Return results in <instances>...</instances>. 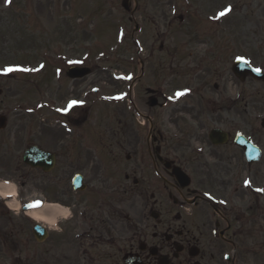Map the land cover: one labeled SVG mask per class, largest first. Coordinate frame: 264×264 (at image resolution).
Instances as JSON below:
<instances>
[{
  "label": "flooded vegetation",
  "instance_id": "obj_1",
  "mask_svg": "<svg viewBox=\"0 0 264 264\" xmlns=\"http://www.w3.org/2000/svg\"><path fill=\"white\" fill-rule=\"evenodd\" d=\"M106 1L110 10L118 2L119 17L132 25L139 71L150 60L162 66L166 60L171 76H118L115 99L98 96L87 85L89 74L67 76L70 67L87 68L69 64L64 80L54 76L60 93L53 138L43 136L38 121L36 130L24 124L27 136L19 141L5 121L0 177L19 179L15 190L25 216L2 224V264H31L30 253L39 264H264V192L254 187L264 180V149L253 136L255 80L213 67L238 58L235 17L264 16V3L253 11L254 0ZM48 2L60 8V0ZM46 3L25 0L24 9L38 17ZM32 19L37 30L38 18ZM179 31L182 40L173 38ZM186 58L189 64L172 67ZM65 81L71 87L64 99ZM239 134L259 147L258 162L247 161ZM31 147L46 153L39 167L23 162ZM6 204L0 201V209ZM49 206L57 211L53 218L30 217Z\"/></svg>",
  "mask_w": 264,
  "mask_h": 264
},
{
  "label": "rangeland",
  "instance_id": "obj_2",
  "mask_svg": "<svg viewBox=\"0 0 264 264\" xmlns=\"http://www.w3.org/2000/svg\"><path fill=\"white\" fill-rule=\"evenodd\" d=\"M25 0H0V114L7 118V129H14L15 136L21 138L27 136L24 124L32 122L36 130L38 121L44 124L43 136L53 138L55 136V112L56 100L60 92H56L54 76L59 74L64 80V70L67 65L80 62L82 65L92 68V73L85 78L87 85L98 90L100 95H112L117 99L118 76H136L138 64H136L135 48L130 39L132 25L124 18L119 17L121 10L116 3L110 10V2L106 0H60V8L54 9L53 3H46L45 9L38 17L32 12L24 9ZM264 3L262 0H254V10ZM110 11L111 16L107 18L105 13ZM259 9H264L263 7ZM29 15H27V13ZM103 14V15H102ZM102 15V16H101ZM38 18L39 28L35 30L31 25L32 17ZM124 20V23L118 21ZM238 22L235 37L238 41L237 55L248 61L253 67L264 71V16H249L246 22L243 14L235 17ZM245 28L244 31L241 29ZM150 38L151 32H147ZM35 39V42L33 41ZM176 40H182V33H174ZM27 40L32 43L28 44ZM240 42L244 43L240 46ZM246 42V43H245ZM247 57V58H246ZM248 59V60H247ZM165 61V62H164ZM145 64L144 76H171L169 74L167 61ZM191 59H184L179 64L173 63L172 67L187 65ZM6 64L12 65V71L4 76ZM26 66L24 68L23 66ZM231 63L219 62L214 65L216 70L224 76H232ZM161 70H157L160 69ZM206 71V70H205ZM33 72L36 75H30ZM203 72V70H202ZM201 76H207L203 72ZM29 73L28 75H26ZM65 84L62 87V97L70 98L68 91L71 86ZM79 88V87H77ZM37 89L40 92H37ZM72 92H75L73 87ZM96 97V96H95ZM253 136L261 143L264 149V128L260 122L264 120V83L253 82ZM38 102H46L44 107L38 109ZM110 104V105H109ZM108 105L111 106L112 102ZM110 107L109 110H111ZM116 110V107L114 108ZM111 127L108 135L115 128L114 120H109ZM109 124V123H108ZM105 126V125H103ZM94 136L100 132L98 125H94ZM264 165V152L262 157ZM19 186V179L0 177V183L4 181ZM257 191L264 192V180L254 184ZM17 193L13 198V210L3 207L0 209V234L5 233L3 223L8 216H25L17 204L19 198ZM1 200V198H0ZM264 206V194L262 198ZM8 212V213H7ZM30 247L32 243H30ZM23 258V256H21ZM242 259L246 263V259ZM5 257L0 261L4 263ZM252 260V257H250ZM256 259V258H254ZM27 262L26 260H24ZM23 261V262H24ZM29 262L39 264L37 256L30 253ZM30 264V263H29Z\"/></svg>",
  "mask_w": 264,
  "mask_h": 264
},
{
  "label": "water",
  "instance_id": "obj_3",
  "mask_svg": "<svg viewBox=\"0 0 264 264\" xmlns=\"http://www.w3.org/2000/svg\"><path fill=\"white\" fill-rule=\"evenodd\" d=\"M142 72V70H141ZM232 72L238 76L240 79H242L244 76H252L254 79L264 81V73L263 72H257L256 69L251 68L250 66L246 65L243 61L238 60L232 65ZM90 73L89 69L86 68H77V67H71L66 71V75L74 78V77H81L84 75H87ZM5 122V118L3 116H0V128L3 127ZM240 145L244 148L246 157L249 161L255 162L259 160L260 157V151L255 147L249 144L248 142H239ZM45 155L37 150L36 148H31L29 151H26L23 161L33 167H39L38 160L41 157H44ZM38 227L35 226V237L38 238V232L36 231Z\"/></svg>",
  "mask_w": 264,
  "mask_h": 264
},
{
  "label": "bare ground",
  "instance_id": "obj_4",
  "mask_svg": "<svg viewBox=\"0 0 264 264\" xmlns=\"http://www.w3.org/2000/svg\"><path fill=\"white\" fill-rule=\"evenodd\" d=\"M15 194V190L13 186H9V185H5V184H0V197L1 198H11L13 197ZM9 205L14 206V204L11 202L9 203ZM57 213V211L55 210V208H53L52 206L46 207L38 212H30V217L34 220H40V219H44L46 214L50 215L51 218H53L55 216V214Z\"/></svg>",
  "mask_w": 264,
  "mask_h": 264
},
{
  "label": "snow or ice",
  "instance_id": "obj_5",
  "mask_svg": "<svg viewBox=\"0 0 264 264\" xmlns=\"http://www.w3.org/2000/svg\"><path fill=\"white\" fill-rule=\"evenodd\" d=\"M6 3H10V0H6ZM228 11H230V6L228 7V8H226L224 11H222L221 13H220V15L221 16H223V15H225ZM4 71H12V69L11 68H7V69H4ZM256 71L257 72H259V71H261V69H256ZM77 103V101H71L70 102V106L72 105V104H76ZM66 110V109H65ZM247 183V182H246Z\"/></svg>",
  "mask_w": 264,
  "mask_h": 264
}]
</instances>
